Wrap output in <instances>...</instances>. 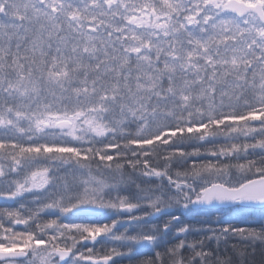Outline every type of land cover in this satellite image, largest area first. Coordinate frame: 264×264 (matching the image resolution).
<instances>
[{"label":"snow or ice","instance_id":"6c2138e0","mask_svg":"<svg viewBox=\"0 0 264 264\" xmlns=\"http://www.w3.org/2000/svg\"><path fill=\"white\" fill-rule=\"evenodd\" d=\"M0 201V264H264L181 219L264 213V0H0Z\"/></svg>","mask_w":264,"mask_h":264},{"label":"trees","instance_id":"16d2710c","mask_svg":"<svg viewBox=\"0 0 264 264\" xmlns=\"http://www.w3.org/2000/svg\"><path fill=\"white\" fill-rule=\"evenodd\" d=\"M192 144H195V142H191ZM128 191H132V189H129ZM6 206L5 202H0V207ZM174 214L179 215V212H175ZM243 216V217H242ZM249 218H252L250 215ZM165 217H160L158 220L154 222H160ZM182 221L184 223H188L191 225H194L196 227H207L209 225L213 227H219L220 224L226 223V222H231L233 223L234 226H242V227H258L264 220H255V219H248L244 218V215L241 213H235L231 214V211H227L226 209L219 208L216 210L209 211L207 213H184V215L181 217ZM192 237H200L204 235L202 232H192L190 233ZM173 234L171 232L168 233V238L169 240H172ZM231 243H236L237 241L235 239L230 241ZM211 247V245H209ZM257 254H256V260L259 261L260 259V248L261 245L257 244Z\"/></svg>","mask_w":264,"mask_h":264},{"label":"rangeland","instance_id":"374dc122","mask_svg":"<svg viewBox=\"0 0 264 264\" xmlns=\"http://www.w3.org/2000/svg\"><path fill=\"white\" fill-rule=\"evenodd\" d=\"M235 213H241L242 215H244V218H248V219L264 220V213H262L260 208H257V207L253 211H251L250 214H245L239 209L238 206H234L231 208V214H235ZM250 215L252 216V218H249Z\"/></svg>","mask_w":264,"mask_h":264},{"label":"water","instance_id":"95a60500","mask_svg":"<svg viewBox=\"0 0 264 264\" xmlns=\"http://www.w3.org/2000/svg\"><path fill=\"white\" fill-rule=\"evenodd\" d=\"M220 207H225V208H227V207H231V206H227V205H226V206H220ZM256 207L259 208V206H256Z\"/></svg>","mask_w":264,"mask_h":264},{"label":"bare ground","instance_id":"6f19581e","mask_svg":"<svg viewBox=\"0 0 264 264\" xmlns=\"http://www.w3.org/2000/svg\"><path fill=\"white\" fill-rule=\"evenodd\" d=\"M162 217V216H161Z\"/></svg>","mask_w":264,"mask_h":264}]
</instances>
